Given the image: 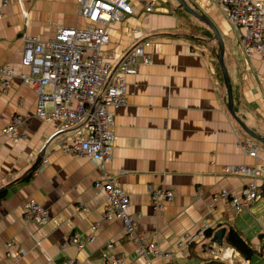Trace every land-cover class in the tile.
Instances as JSON below:
<instances>
[{
	"label": "crops",
	"instance_id": "0c3cea01",
	"mask_svg": "<svg viewBox=\"0 0 264 264\" xmlns=\"http://www.w3.org/2000/svg\"><path fill=\"white\" fill-rule=\"evenodd\" d=\"M157 8L122 14L109 26L110 42L104 56L114 61L124 51L141 45L149 63L138 62L127 75L126 98L114 112L115 144L105 170L116 177L128 194L127 211L140 213L135 229L174 253L170 259L136 253L117 218L105 220L101 212L105 194L94 186L101 169L86 156L62 153L55 139L46 140L60 126L35 115L32 86L16 77L9 88H0V128L17 113V129L25 139L0 136V264H56L64 256L80 264H107L101 251L124 257V264H264V195L247 209L233 213L227 198L214 201L221 189L237 191L246 178L224 174L226 164L264 163V144L256 157L239 150V136L250 137L227 109V94L217 61L218 42L205 23L176 0H156ZM204 14L224 42L223 63L232 90L233 108L253 132L264 136V59L246 54L244 30L226 21L216 0H185ZM264 8V0H258ZM24 13L28 18L25 19ZM27 22V24H26ZM26 24V25H25ZM76 0H9L0 15V64L9 63L15 75L21 66V32L46 40L63 26H84ZM254 139V138H252ZM256 140V139H255ZM45 143V149L39 152ZM38 156H44L36 165ZM36 165L34 169H31ZM31 173L29 179L24 177ZM264 182V177L261 180ZM166 188L173 197L161 209L153 207L147 186ZM48 211L44 224L22 217L27 199ZM97 224L93 240L82 248L59 245L73 233L81 238ZM208 224L213 232L233 228L252 248L246 259L223 236L221 247H202L206 237L188 248H178L181 233ZM213 234V233H212ZM16 255L8 256L7 252Z\"/></svg>",
	"mask_w": 264,
	"mask_h": 264
},
{
	"label": "built area",
	"instance_id": "2783aa9c",
	"mask_svg": "<svg viewBox=\"0 0 264 264\" xmlns=\"http://www.w3.org/2000/svg\"><path fill=\"white\" fill-rule=\"evenodd\" d=\"M226 21L233 28H242V46L246 54L256 53L264 59V8L258 0H216ZM78 14L85 20L84 26H63L46 40H39L25 29L20 34L23 43L21 66L24 69L15 75L9 63L0 64V88L10 87L14 77L24 85L32 86L36 96L35 115L45 121L59 120L60 126L46 140L55 139L57 149L66 154L86 156L101 169L94 186L105 194V205L101 218H117L127 238L135 244L140 256H154L170 259L174 253L159 247L154 241H146L134 225L141 217L140 213L130 214L128 194L120 187L115 176L105 170V164L112 157L116 140L114 131V112L124 104L127 88V75L135 72L138 62L149 63L150 56L141 45L134 46L116 60H108L103 53L110 42L109 26L119 20L122 14L133 13V7L150 12L157 8L156 0H76ZM9 0H0V15ZM25 19L28 18L24 13ZM27 24V22H26ZM25 24V25H26ZM23 119L17 113L0 128V136L25 139L17 124ZM241 152L256 157L260 143L249 137L239 136L236 140ZM45 143L39 149L42 153ZM41 161H47L42 156ZM224 174L247 179L237 191L221 189L212 194L210 206L215 200L227 198L233 213L247 209L264 195V163L226 164ZM150 201L154 208L161 209L163 203L173 197L166 188L147 186ZM22 217L28 222L44 224L48 211L38 201L30 198L22 204ZM208 224L199 226L193 232H183L176 240L178 248H188L205 238ZM97 224L81 238L73 233L67 242L59 246L74 245L82 248L85 240H93ZM264 239V236H263ZM113 247L107 242L101 251V257L107 264H124V257L108 255ZM8 256L16 253L7 252ZM80 260L64 256L56 264H80ZM232 264H246L241 260Z\"/></svg>",
	"mask_w": 264,
	"mask_h": 264
},
{
	"label": "water",
	"instance_id": "95a60500",
	"mask_svg": "<svg viewBox=\"0 0 264 264\" xmlns=\"http://www.w3.org/2000/svg\"><path fill=\"white\" fill-rule=\"evenodd\" d=\"M187 12H189L191 15H193L194 17H196L198 20H200L201 22L205 23L206 25H208L217 42H218V54H217V61L219 63L220 66V70L222 73V78H223V82L226 88V94H227V109L229 111V113L231 114V116L238 122V124L241 126V128L247 133V135H249L250 137L256 139L257 141H259L261 144H264V136H260L258 134H256L255 132H253L252 130H250L240 119L239 117L235 114L234 108H233V98H232V90H231V85H230V81L228 78V74L226 71V68L224 66L223 63V55H224V42L223 39L221 37V35L218 33V31L216 30V28L213 26V24L205 17L204 14L199 13L197 10H195L194 8H192L191 6H189L185 0H176ZM41 159V156H38L36 165L39 163ZM36 165H33L31 167V169H34L36 167ZM226 229L224 227H220L218 229H216L211 238L204 242L202 244V247H212L213 246H218L221 247L223 245V236L225 234Z\"/></svg>",
	"mask_w": 264,
	"mask_h": 264
},
{
	"label": "trees",
	"instance_id": "16d2710c",
	"mask_svg": "<svg viewBox=\"0 0 264 264\" xmlns=\"http://www.w3.org/2000/svg\"><path fill=\"white\" fill-rule=\"evenodd\" d=\"M32 172L28 173L24 179H29ZM5 195V188L0 189V198H2ZM213 230L212 229H206L205 230V236L210 237L212 235ZM224 239L226 243L233 247L235 250H237L240 255L246 259H248L252 254V248L249 246V244L241 237V235L233 228H229L227 233L224 236Z\"/></svg>",
	"mask_w": 264,
	"mask_h": 264
},
{
	"label": "rangeland",
	"instance_id": "374dc122",
	"mask_svg": "<svg viewBox=\"0 0 264 264\" xmlns=\"http://www.w3.org/2000/svg\"><path fill=\"white\" fill-rule=\"evenodd\" d=\"M150 60H151V58H150Z\"/></svg>",
	"mask_w": 264,
	"mask_h": 264
}]
</instances>
